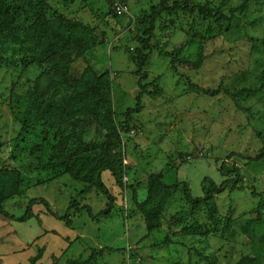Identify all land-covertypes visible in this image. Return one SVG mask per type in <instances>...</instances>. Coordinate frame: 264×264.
<instances>
[{"label":"rangeland","instance_id":"rangeland-1","mask_svg":"<svg viewBox=\"0 0 264 264\" xmlns=\"http://www.w3.org/2000/svg\"><path fill=\"white\" fill-rule=\"evenodd\" d=\"M121 1L126 12L113 18L110 0H20L26 12L11 33H0V185L18 192L3 202V209L20 217L34 197L45 199L59 215L69 203L85 207L81 212L70 209V226L39 204L32 206V213L45 211L40 218L19 221L0 215V264H27L41 242L45 252L40 264L83 262L91 255L88 264H235L242 257L264 264V158L252 162L229 156H254L264 147V88L241 97L239 106L221 90L216 96L205 93L259 86L264 74V0H249L234 20L222 24L179 9L162 12L153 22L152 49L140 79L131 58L145 37L151 7L160 0ZM222 1L164 0L168 6ZM38 2L93 30V49L81 57L75 49L68 50L69 73L78 77L87 66L109 73L115 121L123 123L126 110L139 103V110L129 115L124 138L122 181L127 188L102 178L114 197L109 207L99 191L84 188L68 174L48 178L41 160L56 129L28 118L33 96L59 100L57 92L64 93L52 60L46 58L47 37L32 27L29 6ZM227 2L237 7L242 0ZM47 6L45 17L53 19ZM198 52L204 56L199 69L179 66L181 59H194ZM142 86L148 91L156 86L158 93L137 99ZM121 149L120 144L115 152ZM222 162L223 171L237 167L240 179L236 189L228 184L221 194L211 195V215L203 206L192 208L178 189L165 206L160 227L146 230L129 186L141 199L148 176L156 174L166 184L186 182L190 194L201 197L204 177L217 185L228 178L218 171ZM67 229L77 238L59 253L61 242L43 234Z\"/></svg>","mask_w":264,"mask_h":264},{"label":"trees","instance_id":"trees-1","mask_svg":"<svg viewBox=\"0 0 264 264\" xmlns=\"http://www.w3.org/2000/svg\"><path fill=\"white\" fill-rule=\"evenodd\" d=\"M248 1L242 0L239 6L232 7L227 0H223L219 4L205 2L190 6L180 5L178 2H173L171 6H168L164 0H160L157 5L151 7L148 27L143 29L145 37L140 39V47L131 58L136 66L135 74L140 75L139 79L144 76L141 75L143 74L142 68L146 65L147 57L152 49L150 38L154 28L153 22L162 12L171 13L179 9L188 14L197 13L202 18L213 19L216 24H222L234 20L237 13L245 8ZM19 2L20 0H0V33H11L16 19L26 12L25 6ZM46 6L41 2H38L35 7L29 6L34 17L32 27L35 33L47 37L48 53L46 58L52 60L53 69L63 83L64 95L57 92L56 96L59 97V100H57L58 98L53 99L49 95L35 94L33 96L28 118L33 116L45 125L51 124L56 129L52 145L42 149L40 153L41 160L45 162V166L48 168V178L53 179L59 174H68L73 180L82 183L84 188L94 187L99 191L106 197L109 207L113 203L114 197L103 183L101 174L108 171L119 188H127L122 181L124 138L129 133V115L131 112L139 110V103L136 104L135 108L126 110V118L123 123L118 124L115 121L109 73H97L91 66L85 67L78 77L69 73V63L72 58L68 50L70 48L75 49L76 57H81L85 51L93 49L97 45L93 30L86 24L63 17L49 6L47 7L53 15V19H46ZM113 13V18H118L116 13ZM203 61L202 52H198L194 59H181L179 66L184 70H197ZM263 88L264 74L259 86L255 88L244 86L237 93H232L227 88H218L205 93L208 96H216L221 90L239 106L238 102L241 97L255 96L262 92ZM157 93L158 88L156 86L151 91L142 86L136 98L139 99L142 94L153 96ZM88 132L91 133L89 139L86 137ZM43 135L45 137L48 135L46 129L43 130ZM120 144L122 148L120 153L115 152ZM232 154L241 159L258 162L264 158V147L250 157L239 153H231L229 156ZM223 170L224 163L222 162L218 171L223 177L228 178L219 185L206 177L203 178V196L201 197H193L186 182L166 184L162 181L161 176L156 174L148 176L145 196L141 199L137 197V191L129 186L134 205L143 217L146 230L153 232L160 227L165 206L178 189L182 191L185 201L192 208L203 206L211 215L213 213L211 195L221 194L227 189L228 184H230L231 189H236L240 179V172L237 167L231 166L229 170ZM17 193V191L12 192L10 186L0 185V215L9 219L24 221L33 216L32 206L39 204L43 205L47 214L63 221L66 226H70V209L74 208L79 212L85 209V207H75L74 203H69L65 213L59 215L45 199L34 197L29 199L24 214L15 217L3 209V202ZM42 253L43 249L38 248L36 254L29 258V264H37ZM92 260L93 255L87 261L68 260L65 264H88ZM235 264H257V261L254 258L242 257Z\"/></svg>","mask_w":264,"mask_h":264},{"label":"crops","instance_id":"crops-1","mask_svg":"<svg viewBox=\"0 0 264 264\" xmlns=\"http://www.w3.org/2000/svg\"><path fill=\"white\" fill-rule=\"evenodd\" d=\"M108 178L109 180V183H111L113 181L112 177H111V174L108 172V171H104L102 174H101V178L105 179ZM41 210H38V213L34 212L33 215L35 216H39L40 218V213H43L45 214V211L44 212H40ZM33 212V211H32ZM2 217V215H1ZM4 221L0 220V225L3 224ZM44 236H47L48 237V240L50 239V237H56L58 239V241L61 242V246H60V249L58 250L59 253H61L62 251H65L67 249V245H68V242H73L76 238H77V235L75 233H73L72 231H69L68 229L64 232H62L61 234H59L58 232H56L55 230H49V232H47V230L44 231V234H43V237ZM73 237V238H72ZM72 238V239H71ZM74 239V240H73ZM0 242H3V240H1ZM40 246L42 247L43 244L42 242L40 243ZM41 247H38V248H41ZM45 247V246H44ZM37 248V249H38ZM45 252V248H43V253H42V256ZM36 254V252H35ZM35 254H31L28 256V262L27 264H29V258L34 256ZM53 255V253H51L50 255V259H51V256ZM42 256L41 258L39 259V261L37 262V264H40L41 262V259H42ZM58 255H55V257L57 258Z\"/></svg>","mask_w":264,"mask_h":264},{"label":"built area","instance_id":"built-area-1","mask_svg":"<svg viewBox=\"0 0 264 264\" xmlns=\"http://www.w3.org/2000/svg\"><path fill=\"white\" fill-rule=\"evenodd\" d=\"M110 2L116 14H123L126 12V8L120 0H110Z\"/></svg>","mask_w":264,"mask_h":264}]
</instances>
